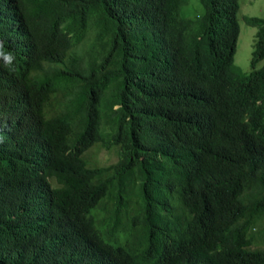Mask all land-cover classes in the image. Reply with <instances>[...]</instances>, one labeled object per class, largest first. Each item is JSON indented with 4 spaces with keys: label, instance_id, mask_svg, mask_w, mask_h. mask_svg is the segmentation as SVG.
I'll return each instance as SVG.
<instances>
[{
    "label": "trees",
    "instance_id": "obj_1",
    "mask_svg": "<svg viewBox=\"0 0 264 264\" xmlns=\"http://www.w3.org/2000/svg\"><path fill=\"white\" fill-rule=\"evenodd\" d=\"M182 1L0 0V264H264V17Z\"/></svg>",
    "mask_w": 264,
    "mask_h": 264
},
{
    "label": "rangeland",
    "instance_id": "obj_2",
    "mask_svg": "<svg viewBox=\"0 0 264 264\" xmlns=\"http://www.w3.org/2000/svg\"><path fill=\"white\" fill-rule=\"evenodd\" d=\"M202 2L201 0H183L179 5V12L183 16L192 17L201 13ZM241 14H254L264 17V0H239V8L237 11V19L239 31L236 39L235 49L232 55V64L242 71H247L249 68V57L251 50L252 36L255 30L254 26L247 24L241 19ZM82 156L87 160L88 165L107 164L113 162L117 158L116 149L114 147L104 148L96 143L85 148L82 151ZM113 202L107 201L106 209H98L97 205L93 207L92 211H99L96 215V224L100 228L103 238L108 241H113L115 238L124 237L123 231L120 228L111 229L107 221L113 208ZM98 215L100 219L98 222ZM144 234L141 231L140 222L135 223L133 229V237L130 238L134 242H142ZM140 246L136 247L139 248Z\"/></svg>",
    "mask_w": 264,
    "mask_h": 264
}]
</instances>
